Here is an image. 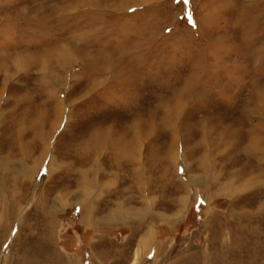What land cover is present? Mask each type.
Wrapping results in <instances>:
<instances>
[{
  "label": "rangeland",
  "instance_id": "obj_1",
  "mask_svg": "<svg viewBox=\"0 0 264 264\" xmlns=\"http://www.w3.org/2000/svg\"><path fill=\"white\" fill-rule=\"evenodd\" d=\"M0 186V264H264V0H0Z\"/></svg>",
  "mask_w": 264,
  "mask_h": 264
},
{
  "label": "snow or ice",
  "instance_id": "obj_2",
  "mask_svg": "<svg viewBox=\"0 0 264 264\" xmlns=\"http://www.w3.org/2000/svg\"><path fill=\"white\" fill-rule=\"evenodd\" d=\"M185 2H187V0H185ZM189 22H190V23H194V22L192 21V19H191L190 16H189ZM181 171H183V170H181Z\"/></svg>",
  "mask_w": 264,
  "mask_h": 264
},
{
  "label": "bare ground",
  "instance_id": "obj_3",
  "mask_svg": "<svg viewBox=\"0 0 264 264\" xmlns=\"http://www.w3.org/2000/svg\"><path fill=\"white\" fill-rule=\"evenodd\" d=\"M129 153V152H128ZM84 184V183H83ZM1 187V186H0ZM88 187H90L91 189L93 188V187H95V185H93L92 186V184H91V186H88ZM89 190V189H88ZM90 192V191H89Z\"/></svg>",
  "mask_w": 264,
  "mask_h": 264
}]
</instances>
